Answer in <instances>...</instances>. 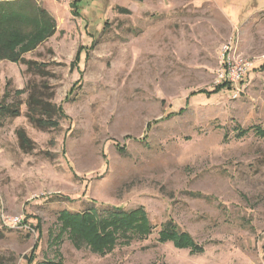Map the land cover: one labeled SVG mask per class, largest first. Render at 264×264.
I'll return each instance as SVG.
<instances>
[{"label": "rangeland", "instance_id": "rangeland-1", "mask_svg": "<svg viewBox=\"0 0 264 264\" xmlns=\"http://www.w3.org/2000/svg\"><path fill=\"white\" fill-rule=\"evenodd\" d=\"M34 1L55 33L17 50L49 74L0 61V264H264V0ZM227 43L254 67L218 91Z\"/></svg>", "mask_w": 264, "mask_h": 264}, {"label": "trees", "instance_id": "trees-1", "mask_svg": "<svg viewBox=\"0 0 264 264\" xmlns=\"http://www.w3.org/2000/svg\"><path fill=\"white\" fill-rule=\"evenodd\" d=\"M4 1L3 4L0 2V61L10 60L25 63L27 65V73H37L41 77H45L47 73L49 74V71L44 63L26 59L21 54L23 53V47L25 48L26 45L48 39L55 33L54 17L46 8L41 7L34 0ZM119 10L122 13L130 14L127 8L119 7ZM34 19L44 22L46 28L36 30L33 25L29 24L31 21L32 23L36 21ZM43 34L46 36L42 38ZM18 46L22 47L21 53L17 50ZM218 86L220 87L218 91H220L224 87L231 85L223 81ZM48 89L49 86H47L45 81L38 83L34 79H30L25 88L15 91L17 96L28 92L26 116L36 126H40L42 116H47L50 119L57 112L56 105L51 102L52 95L48 92ZM8 110L12 116L21 115V109L17 105L8 108ZM17 134L20 144H22L21 146L27 148L29 139L25 137V131L21 129ZM166 228L167 234H169L168 238L173 240L178 247H197L196 244L189 241V237L182 233L174 232L171 235L170 233H173L171 223H168Z\"/></svg>", "mask_w": 264, "mask_h": 264}, {"label": "built area", "instance_id": "built-area-1", "mask_svg": "<svg viewBox=\"0 0 264 264\" xmlns=\"http://www.w3.org/2000/svg\"><path fill=\"white\" fill-rule=\"evenodd\" d=\"M230 44L227 43L222 48V65L218 72L221 82L238 85L254 67V62L245 57H231L229 52ZM15 224L21 223V219L12 220Z\"/></svg>", "mask_w": 264, "mask_h": 264}]
</instances>
